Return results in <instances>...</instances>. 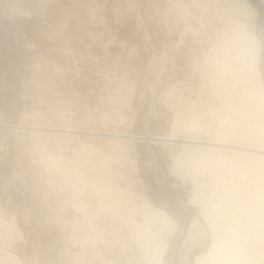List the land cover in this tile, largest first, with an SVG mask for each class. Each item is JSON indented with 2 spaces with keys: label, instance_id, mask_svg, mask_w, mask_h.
Masks as SVG:
<instances>
[{
  "label": "rangeland",
  "instance_id": "rangeland-1",
  "mask_svg": "<svg viewBox=\"0 0 264 264\" xmlns=\"http://www.w3.org/2000/svg\"><path fill=\"white\" fill-rule=\"evenodd\" d=\"M256 62L264 0H0V264H264Z\"/></svg>",
  "mask_w": 264,
  "mask_h": 264
},
{
  "label": "bare ground",
  "instance_id": "bare-ground-1",
  "mask_svg": "<svg viewBox=\"0 0 264 264\" xmlns=\"http://www.w3.org/2000/svg\"><path fill=\"white\" fill-rule=\"evenodd\" d=\"M253 39H255V38H253ZM256 61H258V60H256ZM257 63L258 62H256V64H255V68H256V80H253V81H251L252 83H251V85H252V88H255L254 90H256V92L258 93V95H259V98L261 99V100H263V102H264V82H263V80H262V77H261V73H260V70L259 69H257ZM257 93H255V94H257ZM224 107V106H223ZM227 108V107H226ZM230 109V108H229ZM235 110H238V109H235ZM224 110H222V112H223ZM230 111V110H229ZM228 111V112H229ZM210 112V111H209ZM227 112V111H226ZM235 112V111H234ZM233 112V113H234ZM236 112H238V111H236ZM215 113V112H214ZM213 113V114H214ZM212 114V115H213ZM221 114V113H220ZM219 114V115H220ZM218 115V114H217ZM216 115V116H217ZM218 115V119L217 120H220L222 123V125H227L228 123H231V122H229V120L230 121H232L233 119H231V118H234V117H230L231 116V113L229 112V114H227V117L226 118H228V119H226V118H224V116L223 115H221V116H219ZM230 115V116H229ZM235 115V114H234ZM247 116V117H245V116ZM244 117L247 119L248 118V114L246 115L245 113H244ZM242 116V115H241ZM251 115H249V117H250ZM230 117V118H229ZM236 117V116H235ZM244 117H243V121H244ZM236 118H238V116L236 117ZM235 118V119H236ZM240 118V117H239ZM242 118V117H241ZM254 118V117H253ZM240 120V119H239ZM249 119H247V121H248ZM250 120H251V117H250ZM249 120V121H250ZM253 120H255V119H253ZM252 120V121H253ZM236 121V120H235ZM247 121H244L245 123L247 122ZM233 122V121H232ZM237 122H238V119H237ZM241 122V121H240ZM259 122V121H258ZM234 123V122H233ZM242 123V122H241ZM245 123H242V125H241V131H242V135L244 134L245 135V138L246 139H249V141H252V140H254V142H258V145H256L255 143H252V142H249V144L247 143V144H239L238 143V141H236L237 143H233L232 141L231 142H229V143H226V142H224V143H219V142H214V143H217V144H222V145H226V146H234V147H240V148H247V149H254V150H259V151H263L264 152V130H262V127L260 128V129H258V126H257V128H256V126L255 125H253V124H255L254 122L253 123H251V122H249V124H250V126L248 125V126H246L245 127ZM257 123V122H256ZM234 124H236L237 125V123L235 122ZM245 124V125H244ZM261 124V123H260ZM231 125V124H230ZM243 125H244V128H243ZM235 126V125H234ZM237 126H240L239 124L237 125ZM232 129H234V128H232ZM264 129V128H263ZM230 130V129H229ZM239 130V129H238ZM237 130V131H238ZM239 132H240V130H239ZM211 134V133H210ZM240 134V133H239ZM237 135V134H236ZM217 136V135H216ZM244 137V136H243ZM245 138H243V139H245ZM217 139V138H216ZM235 141V140H234ZM243 141V140H242ZM213 143V142H212ZM259 143H260V145H259ZM227 148H229V147H227ZM231 148V147H230ZM232 149H233V147H232ZM235 150L236 151H240V150H244V149H237V148H235ZM247 151H249V150H247ZM251 152H253V151H251ZM239 153V152H238ZM246 153V152H245ZM244 154V153H243ZM246 156V155H245ZM57 158V157H56ZM203 158V157H202ZM57 162V161H56ZM55 163V162H54ZM59 163V162H58ZM60 164V163H59ZM56 165V164H55ZM58 165V164H57ZM220 165V164H219ZM230 167V166H229ZM231 168V167H230ZM57 169V168H56ZM67 170V169H66ZM234 171V170H233ZM238 171V170H237ZM242 171V170H241ZM65 172V171H64ZM235 173V172H234ZM65 174V173H64ZM242 177V176H241ZM250 180H252V179H250ZM105 184H106V182H105ZM104 185V184H103ZM109 185V184H108ZM230 185V184H229ZM247 185V184H246ZM254 185H255V183H254ZM106 187H107V185H105ZM258 186V185H257ZM105 187V189L107 190V188ZM228 187V186H227ZM231 187V186H230ZM260 188H262L263 187V185L262 186H259ZM237 188V187H236ZM254 188V187H253ZM109 190L111 189L110 187L108 188ZM115 188H114V186H113V188L108 192V191H106V192H108V193H110V194H115L116 195V193L115 192H113L112 190H114ZM245 189V188H244ZM116 190V189H115ZM254 190H256V188L254 189ZM223 191V190H222ZM259 191H262V190H260L259 189ZM113 192V193H112ZM117 192V191H116ZM121 192V191H120ZM233 192V191H232ZM231 192V193H232ZM255 192V191H254ZM123 193V192H122ZM224 193V192H223ZM109 194V195H110ZM248 194V193H247ZM105 195V194H104ZM108 195V194H107ZM109 195H108V197H109ZM111 195V196H112ZM115 195H113V197H112V199L114 198V196ZM220 195V194H219ZM257 195V194H256ZM110 196V197H111ZM120 196V195H119ZM118 196V197H119ZM252 196V195H251ZM116 198H117V195L115 196ZM111 199V198H110ZM115 199H113V201H114ZM225 200V199H224ZM264 200V199H263ZM116 201V200H115ZM117 201H118V198H117ZM122 201V200H121ZM119 202V201H118ZM123 202V201H122ZM243 202V201H242ZM117 204H119V203H117ZM122 204V203H121ZM242 204V203H241ZM264 205V204H263ZM249 206H250V204H249ZM244 207H245V205H244ZM248 207V206H247ZM256 207V206H255ZM225 208V207H224ZM238 208V207H237ZM149 209H151V208H149ZM228 209V208H227ZM245 209V208H244ZM249 209V208H248ZM119 210V209H118ZM253 210V209H252ZM264 210V209H263ZM159 211H161V210H159ZM218 211V210H217ZM227 212L226 211V208L222 211V212ZM246 211V210H245ZM148 212L149 213H152V211L150 212L149 210H148ZM254 213V212H253ZM146 214V213H145ZM146 216V215H145ZM153 218H155L156 220H158V221H161V222H165V214H164V212H162V213H160V212H155L154 214H152L151 215ZM234 217V216H233ZM233 219V218H232ZM231 219V220H232ZM260 219H263L264 220V211H263V214L262 215H260ZM230 220V221H231ZM228 222V221H227ZM237 226V225H236ZM241 226V225H240ZM261 229V228H260ZM262 236V235H261ZM260 236V237H261ZM234 237V236H233ZM236 238V237H235ZM248 240V239H247ZM234 241V240H233ZM221 243V242H220ZM223 243V242H222ZM238 243V242H237ZM236 243V245H232V246H230L229 247V249H227V251H225V253L223 252H220L219 253V250H218V246L216 247L217 248V250H216V248H215V253H217L216 254V256L214 255V252L212 253V254H207V255H204V257H202V258H199V262L201 263V261H202V263L203 264H214L216 261H217V264H218V261H221V264H256V260H255V258L254 257H256V256H248L249 254H247V252H245V249L243 248V245H241V244H237ZM215 247V246H214ZM219 248H220V246H219ZM246 248V247H245ZM220 250H222V247H221V249ZM247 250V249H246ZM213 251V250H212ZM213 255H214V257H213ZM201 257V256H200ZM211 257H213L214 259H212ZM218 258V260H216L215 262H214V260L215 259H217ZM211 259L213 260V261H211ZM214 262V263H213Z\"/></svg>",
  "mask_w": 264,
  "mask_h": 264
}]
</instances>
